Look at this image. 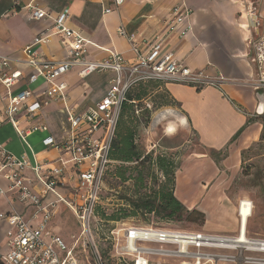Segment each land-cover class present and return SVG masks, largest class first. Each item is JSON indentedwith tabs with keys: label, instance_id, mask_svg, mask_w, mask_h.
<instances>
[{
	"label": "built area",
	"instance_id": "obj_1",
	"mask_svg": "<svg viewBox=\"0 0 264 264\" xmlns=\"http://www.w3.org/2000/svg\"><path fill=\"white\" fill-rule=\"evenodd\" d=\"M124 2L112 0L116 7ZM110 10V7H105L104 11ZM45 16L42 9L35 8L31 12L33 19ZM258 16L254 8L248 11L249 26L255 34L246 40V45L250 51L249 63L254 68L252 88L264 93V24L260 23ZM68 18V9L65 8L47 30L61 36L67 54L64 60H46L28 44L23 49V65L28 69L24 73L12 68L9 57L0 55V87L3 90L0 94V127L7 122L12 124L22 141H26L31 133L47 132L48 125L38 115L52 100L67 99V84L60 78L73 68H78V75L83 79L92 73L105 71H112L115 76L105 95L94 106L80 113L68 111L69 130L62 141L56 142L51 135L42 139L44 146L67 153L68 158L62 160L60 166L51 162L31 164L25 154L16 156L0 145V178L6 182V189L0 185V196L6 190L14 191L19 203L34 209L28 219L16 211L0 212V221L11 230L6 250L0 253V264H105L92 236L91 226L96 219L95 206L104 186L105 168L111 162L109 151L127 91L134 84L147 80L180 83L195 89L205 86L220 88L225 81L220 74L192 70L178 61L173 52L164 48L166 37L163 34L144 43L143 49L132 43L133 59L111 52L107 58L89 60V42L81 31L67 25ZM168 24L169 35L187 37L192 29L189 10L175 6ZM118 31L124 34L122 29ZM47 36L44 32L39 33L32 44L45 43ZM22 80L27 86L14 93L13 88ZM30 84L37 87L31 88ZM21 113L28 121L24 127L19 126L17 118ZM28 168L32 169L35 180L40 184L39 190L26 176ZM67 168L77 179L75 190L68 194L62 192V178ZM61 204L72 211L80 227L81 235L74 245H69L50 228ZM252 206L250 201L251 209ZM239 218V226L234 233L147 224L123 227L118 234L109 229L105 240L111 245L114 264H155L150 257H156L158 262L177 260L178 264H264V237L248 235L246 228L242 227L240 215ZM78 246L85 252L91 249L90 260L87 258L86 263L75 252Z\"/></svg>",
	"mask_w": 264,
	"mask_h": 264
},
{
	"label": "crops",
	"instance_id": "obj_2",
	"mask_svg": "<svg viewBox=\"0 0 264 264\" xmlns=\"http://www.w3.org/2000/svg\"><path fill=\"white\" fill-rule=\"evenodd\" d=\"M175 6L189 10L192 29L185 38L168 34V23ZM105 7H110L111 10L105 12ZM35 8L44 10L46 16L42 19L31 18V12ZM65 8L69 13L67 25L81 31L89 42V60L107 58L111 52L133 59L135 52L132 50V43L143 49L144 43L163 34L166 37L164 48L173 52L178 61L192 70H207L213 75H222L225 81L220 88L205 86L195 89L174 82H165L164 88L178 103L179 122L195 133L202 149V152L197 153L199 158L207 160L209 167V164L215 166L217 174L221 173V176L225 174L234 177L238 173L241 151L256 142L262 131L261 123L252 122L233 139L249 117L257 116L255 110L263 93L243 86L242 82L254 72L249 63L250 51L246 45V40L252 35L248 11L254 8L259 14L258 20L264 24V0H125L120 7L114 6L112 0H0V55L9 57L12 68L20 69L24 73L28 69L23 65V49L28 44L46 60H64L67 54L61 36L47 30L57 14ZM119 28L124 34L119 33ZM42 32L48 35L47 41L32 44L34 37ZM114 76V72L105 71L92 73L83 79L78 75V68L69 70L60 78L67 84V99L52 100L38 115L48 125L49 130L31 133L26 141H22L12 124L7 122L0 127V145L16 156L25 154L31 164L51 162L60 166L62 160L68 158L67 153L44 146L42 139L51 135L56 142L62 141L69 130L68 111L80 113L98 103L109 89ZM26 86V81L22 80L16 88L22 89ZM28 86L37 87L33 84ZM2 92L0 87V94ZM168 113L172 114L170 110ZM17 118L20 127L27 125L24 113ZM173 129L167 132L170 134ZM222 150H227V155L219 161L221 168H218L209 153ZM192 173L190 174L185 165L177 170L174 196L189 211L196 209L204 213L202 229L222 232L216 227L206 228L209 222L208 212L201 205V201L205 195L215 203L223 200L228 209L225 217L232 220L238 212L236 197L233 194L231 197V192L223 187L225 200L222 199L216 194V182L211 180L197 184V177L193 171ZM26 176L33 180L35 188L39 190L40 184L35 180L32 169L26 170ZM76 180L72 170L67 168L62 178V192L68 194L74 191ZM0 185L6 189L3 178H0ZM61 208L68 207L64 204L59 206L57 214L50 222V228L63 237L54 224L55 218L62 213ZM33 210L31 206L19 203L14 191L6 190L0 196V212L16 211L28 219ZM235 219L236 223L230 221L232 227L223 232L237 231L239 220L236 216ZM10 231L7 224L0 221V253L6 250Z\"/></svg>",
	"mask_w": 264,
	"mask_h": 264
},
{
	"label": "rangeland",
	"instance_id": "obj_3",
	"mask_svg": "<svg viewBox=\"0 0 264 264\" xmlns=\"http://www.w3.org/2000/svg\"><path fill=\"white\" fill-rule=\"evenodd\" d=\"M251 31L254 35L255 31L253 29H251ZM252 83L253 78L251 75L247 76V79L242 82L243 86L249 87L250 89H252ZM163 89V86L154 89L147 98L137 102L135 107V110H137L135 116L139 117V125L135 131V141L143 154L149 156L151 171L153 175L156 176V179L154 177L147 179L148 185H154L155 181L156 183H160V181H164L165 179L156 166L155 160L157 157L161 156L172 159L178 166L175 173L179 168L185 165V168H189L190 174H193V171L194 175H196L197 184L205 183V181L209 182L211 180L216 182V184H218V186L214 187L216 189V194L224 200L225 198L222 194V189L223 187H227L228 191H230L237 199V209L241 200H239V198L253 202L247 231L251 236L264 237V149H261L259 146L253 148L254 155L257 154L258 156H255L256 158H253L252 160H245V163L243 164L244 174L241 173L240 169L234 177H231V175L226 176L225 174L221 176V173L217 174L218 172L215 166L209 164L211 166L209 167L207 165V160H201L199 158L200 156L197 153L202 152V149L195 133L185 124L179 122L177 105L161 106L158 104V95L164 92ZM17 91V88H13L14 93ZM169 110L174 116L171 113H168ZM146 117H149L147 123L144 122ZM168 127H171L172 129L174 128V131L170 134L167 132V130H169ZM225 151L227 152V150H222L217 158H220ZM149 162L146 165H148ZM115 180L108 178L104 182L103 189L100 193V200L97 204L99 205L100 210H104L108 213L112 210L113 204L114 208L121 207V205L124 206L123 201H116L114 200V197H110L111 182ZM130 183L131 182L126 185H130ZM114 191L116 197L123 194V188L121 186L119 187L118 185H115ZM225 203L226 202H223V200L215 203L209 199L208 195L203 197L201 205L204 206L205 211L208 212L207 218L209 219L206 228L210 227L213 229L216 227V229H219L218 231H227L233 225H231L230 221L234 224L236 223L235 216L238 220L240 219L238 212H236V215L232 220L225 217L228 215V209ZM61 209L62 213L55 218L54 224L58 228L60 234L63 235L66 242L69 245H74L81 235L78 221L69 208ZM199 219L200 218L197 217L196 221L191 222L185 218V214L179 220L170 221H161L154 217H150L148 221H144L141 217L134 216L123 218L117 222H112L97 217L93 220L91 229L92 236L105 264H114V260H111L108 255L111 247L109 248V242L105 240V236L109 229H114L115 233L118 234L119 230L123 227L144 225L148 222L171 226L178 229L196 230L203 228V226L201 227ZM80 242L81 240L78 242V245ZM75 252L85 263L87 258L90 260L91 249H87L85 252L80 246H78L76 247ZM155 258L156 257H150L152 262H156L155 264H178L177 260L174 261L169 259L158 262Z\"/></svg>",
	"mask_w": 264,
	"mask_h": 264
},
{
	"label": "trees",
	"instance_id": "obj_4",
	"mask_svg": "<svg viewBox=\"0 0 264 264\" xmlns=\"http://www.w3.org/2000/svg\"><path fill=\"white\" fill-rule=\"evenodd\" d=\"M163 81L160 80H147L136 83L127 91L126 98L121 104L119 116L117 118L115 134L111 143L109 151L110 163L107 164L104 173V182L110 178L115 180L111 182L110 197H114V200L123 201V205L118 208H113L108 213L104 210H100L99 205L95 206L96 218L99 217L105 221L117 222L123 218L139 216L144 221H148L150 217H154L161 221L179 220L185 214V218L189 221H196L199 217L201 227L205 221V215L203 212L196 209L188 210L175 196V171L177 164L166 157H157L156 166L159 171L165 177L164 181L160 183L154 182V185H148L147 179L156 176L151 171V162H149V156L144 155L142 150L139 149L136 143V128L139 125V117L135 116L136 103L147 98L151 92L163 86ZM164 92L159 94V105L161 106H174L178 103L170 96L168 91L164 88ZM149 117L145 118V123L148 122ZM252 122H259L262 124V131L259 139L252 143L248 148L244 149L240 153L241 165L240 171L244 174L243 164L245 160H252L258 156L254 155L253 148L259 146L264 149V116L249 117L246 124L235 134L233 139L237 138L244 128ZM220 152L210 151L209 155L215 162L218 168H221L219 161L227 155L225 151L220 158H217ZM264 156V153H263ZM149 162L148 165H146ZM129 182L130 185H126ZM115 185L123 188V194L118 197L115 196ZM230 193V192H229ZM230 196L233 195L230 193ZM112 197V198H113ZM253 205V202H252ZM117 206V205H115ZM251 217V216H250ZM246 221V232L248 220ZM152 224L155 226H165L157 223H148L144 225ZM171 227V226H168ZM175 228V227H173ZM200 230V229H196ZM250 235V234H248ZM110 245V243H109ZM111 245L109 246V248ZM109 258L114 260L111 249L109 252Z\"/></svg>",
	"mask_w": 264,
	"mask_h": 264
},
{
	"label": "bare ground",
	"instance_id": "obj_5",
	"mask_svg": "<svg viewBox=\"0 0 264 264\" xmlns=\"http://www.w3.org/2000/svg\"><path fill=\"white\" fill-rule=\"evenodd\" d=\"M169 130L171 131L172 128L170 127ZM238 213H239V215L241 216V219H242V227H245L246 218L251 214L250 201L241 200L240 206H238Z\"/></svg>",
	"mask_w": 264,
	"mask_h": 264
},
{
	"label": "water",
	"instance_id": "obj_6",
	"mask_svg": "<svg viewBox=\"0 0 264 264\" xmlns=\"http://www.w3.org/2000/svg\"><path fill=\"white\" fill-rule=\"evenodd\" d=\"M264 93L261 94V97L258 100V105L257 108L255 110V114L258 116H261L264 114Z\"/></svg>",
	"mask_w": 264,
	"mask_h": 264
}]
</instances>
